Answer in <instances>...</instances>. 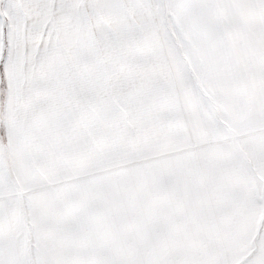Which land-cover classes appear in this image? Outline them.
I'll return each mask as SVG.
<instances>
[{"label":"snow or ice","instance_id":"obj_1","mask_svg":"<svg viewBox=\"0 0 264 264\" xmlns=\"http://www.w3.org/2000/svg\"><path fill=\"white\" fill-rule=\"evenodd\" d=\"M0 264H264V0H0Z\"/></svg>","mask_w":264,"mask_h":264}]
</instances>
